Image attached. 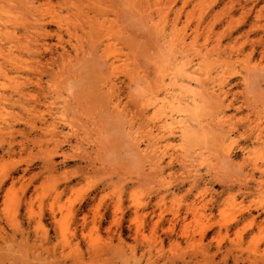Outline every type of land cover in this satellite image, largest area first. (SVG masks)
I'll list each match as a JSON object with an SVG mask.
<instances>
[{"label": "rangeland", "instance_id": "rangeland-1", "mask_svg": "<svg viewBox=\"0 0 264 264\" xmlns=\"http://www.w3.org/2000/svg\"><path fill=\"white\" fill-rule=\"evenodd\" d=\"M0 264H264V0H0Z\"/></svg>", "mask_w": 264, "mask_h": 264}, {"label": "bare ground", "instance_id": "bare-ground-1", "mask_svg": "<svg viewBox=\"0 0 264 264\" xmlns=\"http://www.w3.org/2000/svg\"><path fill=\"white\" fill-rule=\"evenodd\" d=\"M182 64L184 65V63H182ZM178 65H180V64H178ZM186 65H184V66H186ZM200 65L201 64L198 63L196 66L192 67V70L189 72V75L186 74L187 80L190 81L193 79V81L195 80L198 83V81H199L198 78H194V77L197 73L200 72ZM182 66H181V68L183 69L184 66L183 67ZM177 69H179L178 66H177ZM184 72H185V67H184ZM185 90H187V89H185ZM170 99H173V101H168ZM177 100H179V99H177ZM177 100L175 99V97L165 96L163 103L166 104L167 107H173L174 108L175 103L180 102ZM174 101H177V102H174ZM191 101L194 104L196 103V101H197L196 95H191ZM192 111L195 112L193 109H192ZM192 111H190V110H177V113H173L174 110H172L171 111L172 114L170 115V117L168 119H166L164 121L163 125L161 126V130L164 132H167V131H172L174 127H177L179 129L178 133L180 134V137L183 138L181 140L184 142L187 137H190L192 135V133H190V131H189L190 125L188 123V117L192 118V116H194L193 114H195Z\"/></svg>", "mask_w": 264, "mask_h": 264}]
</instances>
